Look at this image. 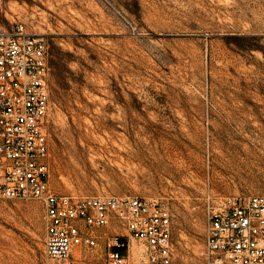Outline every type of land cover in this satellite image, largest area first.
<instances>
[{"label":"rangeland","instance_id":"1","mask_svg":"<svg viewBox=\"0 0 264 264\" xmlns=\"http://www.w3.org/2000/svg\"><path fill=\"white\" fill-rule=\"evenodd\" d=\"M16 21L49 42L52 186L165 202L172 264H207V205L264 193V0H0ZM44 233L41 201L0 199V264H52Z\"/></svg>","mask_w":264,"mask_h":264},{"label":"built area","instance_id":"2","mask_svg":"<svg viewBox=\"0 0 264 264\" xmlns=\"http://www.w3.org/2000/svg\"><path fill=\"white\" fill-rule=\"evenodd\" d=\"M50 75L46 34L19 21L0 26V199L41 201L44 252L52 264H73L78 248L98 246L104 264H172L173 223L165 202L52 186ZM206 210L207 264H264V193L220 197Z\"/></svg>","mask_w":264,"mask_h":264}]
</instances>
